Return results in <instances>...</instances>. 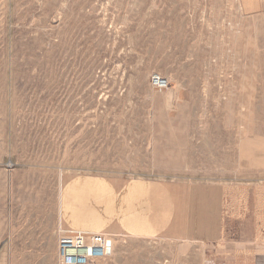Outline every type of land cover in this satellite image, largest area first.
<instances>
[{
    "label": "rangeland",
    "instance_id": "rangeland-1",
    "mask_svg": "<svg viewBox=\"0 0 264 264\" xmlns=\"http://www.w3.org/2000/svg\"><path fill=\"white\" fill-rule=\"evenodd\" d=\"M236 9L237 0H0V169L54 172L59 191L66 172L200 182L199 85H217L223 100L232 90L240 137L254 139H240L237 170L213 166L210 176L236 178L224 193L239 203L225 205L226 242L192 243L191 264H264V96L247 101L248 78L257 96L264 71H238ZM153 75L168 89H153ZM115 236L104 264L130 240Z\"/></svg>",
    "mask_w": 264,
    "mask_h": 264
},
{
    "label": "crops",
    "instance_id": "crops-1",
    "mask_svg": "<svg viewBox=\"0 0 264 264\" xmlns=\"http://www.w3.org/2000/svg\"><path fill=\"white\" fill-rule=\"evenodd\" d=\"M236 10L231 50L246 61L238 71H248L250 77L264 71V0H237ZM219 92L217 85H199L200 182L157 174L128 178L66 172L59 191L54 172L0 169V264H60L59 241L65 231L128 237L129 242L117 246V256L109 264H161L164 260L191 264L192 243L226 242L223 226L232 212L225 205L238 204L239 196L225 193L236 178L219 182L210 174L237 170L239 141L253 140L254 131L240 137L238 97L229 90L231 97L223 100ZM255 92L248 78L247 101L252 108L255 97L264 96V88L258 89L257 96ZM182 141L186 149L193 144L187 138ZM250 166L254 167V155ZM148 241L164 243L166 253H153Z\"/></svg>",
    "mask_w": 264,
    "mask_h": 264
},
{
    "label": "built area",
    "instance_id": "built-area-1",
    "mask_svg": "<svg viewBox=\"0 0 264 264\" xmlns=\"http://www.w3.org/2000/svg\"><path fill=\"white\" fill-rule=\"evenodd\" d=\"M153 89H168V81L153 75L150 80ZM115 235L107 233L63 232L59 241L60 264H101L114 254Z\"/></svg>",
    "mask_w": 264,
    "mask_h": 264
}]
</instances>
